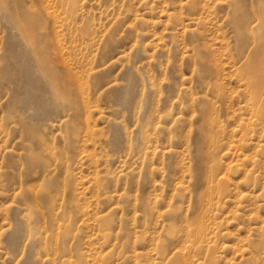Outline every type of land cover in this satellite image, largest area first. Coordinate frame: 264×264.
<instances>
[{
    "label": "rangeland",
    "instance_id": "obj_1",
    "mask_svg": "<svg viewBox=\"0 0 264 264\" xmlns=\"http://www.w3.org/2000/svg\"><path fill=\"white\" fill-rule=\"evenodd\" d=\"M0 264H264V0H0Z\"/></svg>",
    "mask_w": 264,
    "mask_h": 264
},
{
    "label": "bare ground",
    "instance_id": "obj_2",
    "mask_svg": "<svg viewBox=\"0 0 264 264\" xmlns=\"http://www.w3.org/2000/svg\"><path fill=\"white\" fill-rule=\"evenodd\" d=\"M257 78V77H256Z\"/></svg>",
    "mask_w": 264,
    "mask_h": 264
}]
</instances>
